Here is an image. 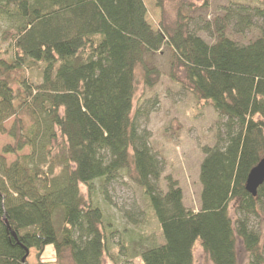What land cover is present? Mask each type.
<instances>
[{
	"label": "trees",
	"instance_id": "obj_1",
	"mask_svg": "<svg viewBox=\"0 0 264 264\" xmlns=\"http://www.w3.org/2000/svg\"><path fill=\"white\" fill-rule=\"evenodd\" d=\"M188 12L180 1L174 23L155 30L144 0H0V36L8 42L0 58V131L14 140L3 154L29 149L10 165L0 155V264H28L31 249L37 264H63L66 256L74 264L105 257L196 264L198 244L213 264H237L239 239L248 264H264L252 224L264 214V184L256 196L246 190L264 157V0L226 7L207 27L212 42L196 33ZM228 29L259 34L245 43ZM165 46L196 99L225 120L218 142L203 147L197 211L184 205L171 176L166 192L158 188L163 164L141 121L157 101L134 107L138 67L154 86L160 72L145 57ZM131 169L153 227L126 211L134 226L120 228L102 207L107 185Z\"/></svg>",
	"mask_w": 264,
	"mask_h": 264
},
{
	"label": "rangeland",
	"instance_id": "obj_2",
	"mask_svg": "<svg viewBox=\"0 0 264 264\" xmlns=\"http://www.w3.org/2000/svg\"><path fill=\"white\" fill-rule=\"evenodd\" d=\"M183 1L189 9L192 18L191 26L196 33L208 42H212L207 27H213L217 18H222L225 8L231 3L258 4V0H144L148 13L147 20L155 30L163 25H172L177 18L179 2ZM1 23V22H0ZM2 24V23H1ZM9 30V29H8ZM14 31L9 30L7 37ZM228 34L242 42H248L258 36L256 30L246 31L243 35H237L228 29ZM7 41L0 36V58L5 57L4 50ZM148 65L160 72L155 76L154 86H148L144 82V70L141 66L137 69V89L134 99V107L143 106L147 100H156L155 109L149 117H142V127L150 133V146L158 155L163 164V172L158 181V188L166 192L168 190L167 177L171 176L178 182L183 190V202L187 208L194 211L200 208L201 183L199 181L200 165L204 158L203 147L214 146L218 142V135L225 132L224 119H221L212 105L202 100H197L185 77L181 67L173 63V53L169 46L150 53L145 57ZM59 118L62 110L53 111ZM14 117L5 121L6 129L13 124ZM14 140L5 132L0 131V155L6 158L7 164L13 163L18 156L27 154L25 148L18 155L3 154L6 145L13 144ZM135 171L123 172L116 180L107 185L101 204L104 211L111 215L120 228H131L134 225L123 216L126 211H134L140 219H148L147 228L155 225L143 189L138 185L133 176ZM85 197L88 192L85 186H81ZM252 224L261 233L264 244V214L253 216ZM146 227V226H145ZM118 239V236L115 240ZM37 250L31 249L27 258L28 264H37ZM46 257L53 258V245H48L45 250ZM196 264H213L211 259L198 244L194 251ZM237 264H248L250 255L241 239L237 243ZM63 264H74L69 256L64 257ZM103 264H115L108 257L103 259ZM119 264H142L139 257L124 259Z\"/></svg>",
	"mask_w": 264,
	"mask_h": 264
},
{
	"label": "water",
	"instance_id": "obj_3",
	"mask_svg": "<svg viewBox=\"0 0 264 264\" xmlns=\"http://www.w3.org/2000/svg\"><path fill=\"white\" fill-rule=\"evenodd\" d=\"M264 184V157L253 167L248 174L246 181V190L253 196L257 195L258 189ZM8 224V222H7ZM9 226V224H8ZM14 236L15 233L12 232Z\"/></svg>",
	"mask_w": 264,
	"mask_h": 264
}]
</instances>
